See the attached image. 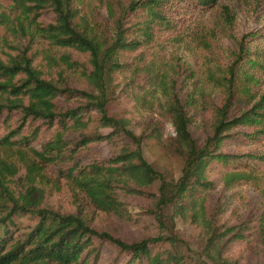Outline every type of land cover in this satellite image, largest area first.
I'll return each mask as SVG.
<instances>
[{"label": "trees", "instance_id": "1", "mask_svg": "<svg viewBox=\"0 0 264 264\" xmlns=\"http://www.w3.org/2000/svg\"><path fill=\"white\" fill-rule=\"evenodd\" d=\"M218 2L128 0L117 15L108 7L112 27L105 42L89 33L87 24L79 26L74 0H0V148L27 149L37 159L27 167L23 191L15 194L7 184L17 169L0 158V264H95L100 254L95 240L109 242L132 264H185L175 217L187 214L205 230L203 255L212 264H235L233 256L252 247L248 221L223 226L209 207L210 193L219 186L256 180L264 170V87L239 70L250 51L243 37L230 64L218 76L202 71V81L173 51L200 42L196 17ZM34 33L43 48L34 44ZM67 71L84 86L71 84ZM215 91L222 94L221 104L205 99L212 101ZM144 95L157 100L171 121L184 160L176 180L143 155V138L158 137L157 128L136 134L128 113L108 110L112 101L122 100L132 111ZM200 107L213 119L198 143L191 123ZM102 128L109 132L100 133ZM101 141L111 145L109 157L95 152L86 163L77 160ZM43 166L55 167L95 208L126 219L131 216L118 189L151 198L150 212L165 233L127 242L91 227L79 207H41L36 181ZM155 184V193L147 191ZM20 217L29 221L22 235H15L23 225ZM257 220L264 239V208Z\"/></svg>", "mask_w": 264, "mask_h": 264}, {"label": "rangeland", "instance_id": "2", "mask_svg": "<svg viewBox=\"0 0 264 264\" xmlns=\"http://www.w3.org/2000/svg\"><path fill=\"white\" fill-rule=\"evenodd\" d=\"M128 0H74L78 11L79 26L87 24L89 33L98 40L109 42L112 20L109 19L107 8L111 7L115 15L120 13L121 7ZM51 15L44 19L50 21ZM197 20L202 25L200 42L191 45L187 49L184 45L173 48L174 54L181 57L202 81V71L208 70L218 76L233 60L240 40L244 37V45L250 51L239 65L241 73L250 74L260 81L264 87V0H219L217 6L203 13H198ZM199 25V27H200ZM34 44L43 48V39L38 33H34ZM207 45V47L205 46ZM52 55L55 51L51 50ZM62 67H56L60 70ZM70 82L81 88L83 79L78 75L69 73ZM242 75V76H243ZM186 90L181 92L184 94ZM208 103L221 104L222 94L218 91L211 93ZM164 103V99L161 100ZM207 103V104H208ZM245 100L239 99L238 104L243 106ZM108 110L111 114L120 115L128 113L130 116V128L136 133L147 134L156 127L158 137L143 138V155L146 160L161 171L167 178L176 180L181 175L183 157L178 154L173 140L171 121L164 107L149 95H144L135 108L129 109L128 104L122 100L112 101ZM131 111V112H129ZM212 115L207 108H197L192 115L191 130L198 143L204 139L208 125L212 122ZM94 124L89 131H94ZM109 129L102 128L100 133L107 134ZM32 145L39 149L37 142ZM94 151V152H92ZM101 158L111 155V145L106 141L98 142L93 150L83 151L77 157L80 163H86L93 158L94 153ZM93 154V155H92ZM0 158L13 165L17 172L8 177V184L15 194L23 191L27 167L32 160L37 162L32 152L27 149L0 148ZM41 177H37L38 191L36 196L41 207L53 210L72 211L80 208L81 215L87 219L88 224L98 231H106L127 242L138 241L142 238L165 233L157 220L151 214L153 202L151 198L127 193L118 189V199L123 202L130 213V218L106 213L95 208L81 191L74 190L65 179L59 178L55 173V167L43 166ZM157 184L147 191L155 193ZM75 205V206H73ZM210 210L213 219L223 226H233L248 221L253 231V245L247 247L241 254L233 256L235 264H264V239L257 232L258 215L264 208V170L258 173L256 180L242 182L233 188L219 186L210 193ZM22 226H19L15 235H22L20 229H25L24 223L29 221L25 217L17 218ZM178 236L185 243V264H212L203 255L205 242V230L193 222L187 214L186 217H175ZM94 244L99 248L100 254L95 264H132L127 261L124 253L109 242L95 240Z\"/></svg>", "mask_w": 264, "mask_h": 264}, {"label": "built area", "instance_id": "3", "mask_svg": "<svg viewBox=\"0 0 264 264\" xmlns=\"http://www.w3.org/2000/svg\"><path fill=\"white\" fill-rule=\"evenodd\" d=\"M172 132H174L173 127H171Z\"/></svg>", "mask_w": 264, "mask_h": 264}]
</instances>
